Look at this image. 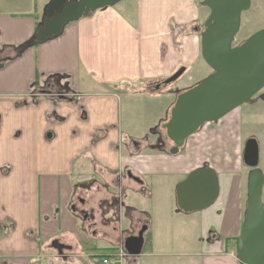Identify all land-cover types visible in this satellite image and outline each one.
<instances>
[{
  "label": "crops",
  "instance_id": "0c3cea01",
  "mask_svg": "<svg viewBox=\"0 0 264 264\" xmlns=\"http://www.w3.org/2000/svg\"><path fill=\"white\" fill-rule=\"evenodd\" d=\"M49 1L0 0V264H64L56 261L65 259L55 250L46 260L42 248L54 249L55 239L75 247L77 236L83 240L86 234L82 226L93 229V234L100 232L101 245L108 247L104 258L112 253L110 247L118 250L129 235L123 231V222L138 224L139 219L148 228L142 254L128 259L131 264L177 257H185L190 264H241L238 242L251 168L241 163L243 148L236 149L238 158H233L229 147L235 141L232 134L241 127L238 108L221 119L222 133H207L206 124L177 155L127 153L119 126L120 94L83 89L141 85L155 77L169 78L196 63L198 38L182 34L190 22L182 12L190 1L121 0L67 24L58 37L17 55V47L38 32ZM172 18L180 24L173 27ZM54 74L67 77L77 94L74 102L56 103L49 95L33 100L36 83ZM220 135L224 136L221 140ZM216 141L225 146L214 147ZM189 151L196 152V160L201 158L194 166L186 162L194 154ZM77 162L81 164L76 170L83 174L76 175ZM200 166L218 173L219 197L207 209L178 212L176 188ZM90 168L93 173L85 174ZM128 169L142 182L124 177ZM117 177L120 181L114 183ZM91 180L96 189L106 187V194L103 189H90L86 184ZM78 181L83 183L79 194L86 200L85 208H94L92 219L74 215L71 205L77 201L74 186ZM112 186L119 195L120 213L115 219L117 214L109 206L104 208L103 202L111 196ZM173 223L185 228L186 239L166 242L155 235L158 228L169 232Z\"/></svg>",
  "mask_w": 264,
  "mask_h": 264
},
{
  "label": "water",
  "instance_id": "95a60500",
  "mask_svg": "<svg viewBox=\"0 0 264 264\" xmlns=\"http://www.w3.org/2000/svg\"><path fill=\"white\" fill-rule=\"evenodd\" d=\"M121 0H50L38 32L28 41L35 45L58 37L67 24L87 17L98 9L113 6ZM211 9L201 36V55L213 72L178 95L164 124L174 146L172 155L180 153L186 140L207 123L218 122L246 103H254L255 95L264 89V29L234 46L241 27V14L251 6V0H204ZM57 13V15H56ZM186 68L178 69L164 80H178ZM256 99V100H255ZM50 137V134H49ZM243 161L251 168L248 175L246 214L241 227V246L237 258L241 264H264V172L258 168L260 146L256 138L245 141ZM220 194L218 173L210 166L192 170L176 188L178 209L184 213L201 211L212 206ZM146 224L138 233L124 240L132 255H141ZM52 247L66 259L65 250L72 249L59 239Z\"/></svg>",
  "mask_w": 264,
  "mask_h": 264
},
{
  "label": "rangeland",
  "instance_id": "374dc122",
  "mask_svg": "<svg viewBox=\"0 0 264 264\" xmlns=\"http://www.w3.org/2000/svg\"><path fill=\"white\" fill-rule=\"evenodd\" d=\"M189 1L190 4L187 3V7H186L187 10L183 11L182 15L184 18H190V22L185 24L182 34L184 35L189 34L192 36H196L198 38L197 55H196L197 62L194 63L192 66H189L188 67L189 69L186 67L187 69L181 78H179L174 83L168 85L167 87L160 88L159 90H152L153 88L151 86L153 84L157 85L159 81H163L165 78L168 77H164V78L155 77L147 82L142 83L141 85H138V83L136 82L135 85H129V86L125 84H120L113 87L112 86L111 87L86 86L85 88L83 87V89L86 91H100L104 93L113 92L120 94L121 102H120L119 126L123 132V137H125L126 140H128V141L125 140L126 143L124 144L123 147L128 153L130 152V150L127 143L133 141L136 143V146H138L143 144L140 143L142 140H144V144L142 145V148L140 149L138 148L136 152H153V153L157 152L151 150L152 146H148L149 145L148 141L150 139H148L147 141L145 137L147 135L151 137L152 130L157 125H161L163 122L167 121L170 114V110L173 107L176 100V93H174V89L179 87L191 88L190 87L191 84L195 82H200L201 80H203L205 77H207L213 72V70L206 64V62L204 61L201 55V36L203 31L197 32L194 30V27L197 26L198 23H202L207 20L206 17L209 14L208 7L205 6V4L203 3L204 0H189ZM40 11H42V8ZM172 20H173L172 23L173 27H176L180 24V21L176 20V18H172ZM263 27H264V0H253L252 8L249 11L243 13V16L241 18V27L237 34V37L235 38L236 40L234 41V45L239 44L246 37L252 35L253 33H255L256 31L260 30ZM261 92H264V89H262ZM237 112L241 114L242 121H241V127H237V130L235 131V135L232 134V140L235 137V141L231 143V145L229 146L232 147L231 156L233 158H238V152L236 153L235 150L236 149L238 150V148L244 149V142L248 138L254 137L257 139L260 146V163L258 168L264 172V99L252 105L251 103L243 104L237 109ZM224 121L226 120L224 119ZM223 127H224V123L222 120H220V122H210L206 126V131L207 133H209L210 130L211 131L214 130V133L218 134V133H222ZM218 138L221 140V138H224V136L220 135L218 136ZM151 141L152 140H150V143ZM216 142L217 144L214 147L225 146L224 144H219V141ZM242 142L243 144H241ZM192 143L196 144V141H193ZM209 145L212 147V144ZM189 149L194 150L191 147ZM243 149H242V153H243ZM189 153L190 154L194 153V154L189 155L190 158H187L186 162L190 161L191 166H194L196 163H198L201 160V158L196 160L197 157H194V155H196V152L189 151ZM239 158L241 159V163L245 165L242 158V154L241 156H239ZM183 160L185 163V159ZM245 167L247 168V170H249L248 166L245 165ZM87 168L88 167H86V169ZM93 171L94 169L92 170V168H90L87 170L85 174H91L93 173ZM84 172L85 171L78 172L76 170V175L83 174ZM113 184L114 183L112 182V185ZM86 185L90 186V182L87 183ZM94 186L95 185H93V187L90 186L89 188L90 189L94 188L95 190L96 186L95 187ZM107 187L111 189L109 185ZM102 189H103V193L106 194L107 189L105 187ZM168 189L170 191L169 187ZM126 190L128 189L126 188ZM161 190H163V186L161 187ZM112 192L113 193L111 194V197H108L110 195H108L106 199L104 195L102 197L105 200L114 198L117 200V204H118L119 195L115 194L117 193V191L114 186H112ZM160 196H162V194H160ZM123 203L125 206H127L126 202ZM105 207L108 206L106 205L104 206V208ZM109 211H111L113 214H117L112 217L113 219L119 217L120 211L118 207H111ZM121 212L123 213L122 210ZM160 214H163L162 209L159 215ZM74 215L80 220H84L80 215V213L75 212ZM123 223H124L122 225L123 231L127 232L128 234L132 233L133 231H136L137 226L134 225V223L131 222V220H127L126 222ZM178 223L177 224L173 223L172 225L170 224L171 230L169 232L163 228H158L157 230H155V235L161 238L162 241H166V242L168 240H173V238L186 239L187 235H185V228H181L178 225ZM80 228L86 233L84 234V239L78 240L81 237L78 238V236L76 235L78 239L76 238L75 241L78 243V245H76L75 243L76 245L75 247H72L70 251H66L64 253V255L67 256L65 260L62 261V259L57 258L56 261L63 262L64 264H102L101 262L103 260L102 254H104L103 252H105L106 248L108 247L105 244L101 245L100 232L99 234L98 233L93 234L94 233L93 229L86 230L85 226H82ZM173 228H175V230H173ZM87 244L89 245V247L88 246L85 247V245ZM240 244L241 242H238V247H240ZM70 245L74 246L73 244ZM42 249H43L42 251L43 256L46 257V260L48 259V255L54 254L55 251L58 252L56 249L51 248L52 249L51 250L50 248H48V246H43ZM109 249L111 250V252H113L111 247ZM177 258L178 260L163 259L160 261L155 260V258H153L149 263L153 264L154 262H157V264H190L188 263L185 257H177ZM128 259L129 258H126L123 264H131ZM44 262L46 264H49V262L46 261H43L42 263ZM231 264L234 263L232 262Z\"/></svg>",
  "mask_w": 264,
  "mask_h": 264
},
{
  "label": "flooded vegetation",
  "instance_id": "af4514ba",
  "mask_svg": "<svg viewBox=\"0 0 264 264\" xmlns=\"http://www.w3.org/2000/svg\"><path fill=\"white\" fill-rule=\"evenodd\" d=\"M67 1H69V0H67ZM204 3V2H203ZM206 6V5H205ZM252 6H253V0H251V6H250V8L249 9H247L246 11H243L242 12V14H241V18H242V16H243V13L244 12H247V11H249L251 8H252ZM208 7V6H207ZM208 10H209V14L207 15V17L206 18H209L210 16H211V9L208 7ZM56 15H57V13H56ZM43 16H44V11H43V13H42V17L41 18H43ZM46 14H45V18H46ZM206 22V21H205ZM205 22H202V23H198L197 24V26H195L194 27V30L195 31H197V32H204V30H205V27H204V24H205ZM261 29H264V27L263 28H261ZM250 36V35H249ZM248 36V37H249ZM237 37V36H236ZM248 37H246L244 40H242L239 44H236V45H234V46H237V45H240L241 43H243ZM236 40V39H235ZM164 81V80H163ZM163 81H159V83L156 85V84H153L151 87L153 88L152 90H159L160 88H163V87H167L168 85H170V84H172V83H170V84H164V82ZM65 82H67V87H69L70 88V84H69V82L65 79ZM197 83H199V82H195V83H193V84H191V86L190 87H193V86H195ZM65 86V88L67 89V87ZM68 88V89H69ZM185 89V90H184ZM189 88H175L174 89V93H176V99H177V97H178V95H180L181 93H183V92H185L186 90H188ZM70 90V93H69V95L70 96H72V97H74L75 99H77V94L74 92V91H72V89L70 88L69 89ZM262 91V90H261ZM259 92V93H257L256 95H255V98L257 99H255L256 101L254 102V103H251V105L252 104H255V103H257V102H259L260 100H263L264 99V92ZM176 101V100H175ZM247 104H249V103H247ZM171 111V110H170ZM83 116H85V112H83V114H82ZM170 118V114H169V117H168V119ZM168 119H167V121H168ZM167 121H165V122H163L161 125H157L153 130H152V132H151V137H149L148 135L145 137V139H147V141H148V139H150V140H152L151 141V143H150V140L148 141V146H152L151 147V150H153V151H157V152H159V153H169V154H171L170 153V149L174 146V143H173V141L169 138V136H168V134H167V130H166V128L164 127V124L167 122ZM153 135V136H152ZM194 135V134H193ZM191 137V136H190ZM189 137V138H190ZM188 138V139H189ZM187 139V140H188ZM125 140H126V138H125ZM187 140H186V142H187ZM127 141V140H126ZM186 142H185V144H184V146L181 148V150H180V152H182V150H184V148H185V146H186ZM140 143H143L144 144V140H142ZM124 144H125V142L123 143V147H124ZM128 144V146H129V150H130V152L132 151V150H134V151H136V150H138V148L140 149V148H142V145H138V146H136V143L135 142H133V141H130L129 143H127ZM128 153V152H127ZM139 153H141V152H139ZM80 164L81 163H79V162H77L76 163V166H75V171H76V169L78 168V166H80ZM126 175V176H125ZM124 176L125 177H127V178H130V179H133V180H135V181H139V182H142V180L137 176V175H135L134 174V172H132V170H130V169H128L125 173H124ZM92 178H94V177H92ZM94 180H96V178L94 179ZM94 180H91L90 181V186H92V183H93V181ZM118 181H120V179L117 177L116 178V180H114V183H117ZM81 184H83L82 182H76V184H75V186H74V189H76V196H77V198H76V202H73L72 203V205L71 206H73V208H74V211L75 212H78V213H80V215L82 216V218L84 219V220H88V219H92V217L94 216V209L92 210L91 208H85V204H86V200H85V198H84V196L82 195V194H79V191H80V188H79V186L81 185ZM89 186V187H90ZM106 188V187H105ZM96 190H102V187H101V189H100V187H97V189ZM113 193V192H112ZM111 193V194H112ZM122 195H123V193H122ZM75 196V197H76ZM111 197V196H110ZM104 203H105V205L107 204V206H110V207H118V208H120L119 207V203L117 204V200L116 199H114V198H110L109 200H104L103 201ZM177 208H178V206H177ZM91 209V210H90ZM179 210V209H178ZM140 221H139V223H141V226H140V228H139V230L138 231H133L132 233H129V235L127 236V237H129V236H132V235H138V233L140 232V230L146 225V224H148L147 222H145V221H142V219H139ZM134 224H136L135 222H133ZM138 223V224H139ZM138 224H136V226H138ZM126 237V238H127ZM125 240V239H124ZM123 243H124V241H123ZM65 244V243H64ZM67 245V244H66ZM144 245V244H143ZM122 247H124V244L122 245ZM124 249H126L125 247H124ZM142 251H143V249H142ZM126 252H127V258H129V259H133V258H136L137 256H140V255H132V254H130L128 251H127V249H126ZM142 254V253H141ZM66 256V255H65ZM67 257V256H66Z\"/></svg>",
  "mask_w": 264,
  "mask_h": 264
},
{
  "label": "trees",
  "instance_id": "16d2710c",
  "mask_svg": "<svg viewBox=\"0 0 264 264\" xmlns=\"http://www.w3.org/2000/svg\"><path fill=\"white\" fill-rule=\"evenodd\" d=\"M40 27V25H38V28ZM31 44H28V42L21 44L20 46L17 47V55H21L27 48L30 47ZM64 79H67V77L65 76H60L59 74H54L52 76H49L45 82L43 83H36V91L33 95V100H37V98L39 97V95H49V97L55 101L56 103L58 102V100H69V101H75L76 99L72 96L69 95L70 93V88L67 87V82H65L64 84H62V81ZM65 86L67 87V89L65 88ZM69 88V89H68ZM178 212H181L180 210H178V208L176 207ZM239 240L240 237H239ZM241 242V241H240ZM241 246V244H240Z\"/></svg>",
  "mask_w": 264,
  "mask_h": 264
},
{
  "label": "built area",
  "instance_id": "2783aa9c",
  "mask_svg": "<svg viewBox=\"0 0 264 264\" xmlns=\"http://www.w3.org/2000/svg\"><path fill=\"white\" fill-rule=\"evenodd\" d=\"M127 258V252L123 247L118 250L109 253L102 260L103 264H123L124 260Z\"/></svg>",
  "mask_w": 264,
  "mask_h": 264
},
{
  "label": "bare ground",
  "instance_id": "6f19581e",
  "mask_svg": "<svg viewBox=\"0 0 264 264\" xmlns=\"http://www.w3.org/2000/svg\"><path fill=\"white\" fill-rule=\"evenodd\" d=\"M237 36V35H236ZM210 123V122H209ZM208 124V123H207Z\"/></svg>",
  "mask_w": 264,
  "mask_h": 264
}]
</instances>
